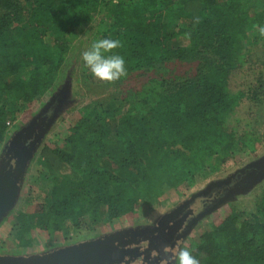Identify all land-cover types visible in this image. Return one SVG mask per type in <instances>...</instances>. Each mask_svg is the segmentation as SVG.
<instances>
[{
  "label": "trees",
  "instance_id": "obj_1",
  "mask_svg": "<svg viewBox=\"0 0 264 264\" xmlns=\"http://www.w3.org/2000/svg\"><path fill=\"white\" fill-rule=\"evenodd\" d=\"M96 17L93 42L122 41L114 52L128 75L102 83L80 62L82 85L107 95L72 110L62 144L40 151L49 191L32 214L17 213L19 239L59 241L67 223L140 214L262 142L264 0H0V143L20 111L55 89ZM175 63L193 71L179 74ZM133 74L138 88L124 85ZM194 202L193 215L209 205ZM185 247L200 264H264V189L253 209L223 212Z\"/></svg>",
  "mask_w": 264,
  "mask_h": 264
},
{
  "label": "rangeland",
  "instance_id": "obj_2",
  "mask_svg": "<svg viewBox=\"0 0 264 264\" xmlns=\"http://www.w3.org/2000/svg\"><path fill=\"white\" fill-rule=\"evenodd\" d=\"M98 20L96 17L90 25L92 28L75 40V49L67 57L62 77L55 89L20 111L9 126L7 138L0 143V174L2 170L11 168L16 175L12 200L0 213V259L5 257L7 260L0 261V264H18L27 261L20 259L32 256H35V261L42 263L48 258L71 254L80 247L103 240L116 241L114 244L117 246H131L135 240L136 243L143 242L151 235L165 236L163 239L167 242L160 245L162 249L174 246L177 239H181L185 247L207 224H215L223 212H229L233 207L253 209L264 189L263 133L262 142L255 152L235 156L221 171L210 176L208 173L197 176L196 183L183 195L173 189L164 191L152 206L142 205L140 214L126 215L97 227L83 226L78 230H73L67 223L59 241L49 240L43 234H27L26 239L16 236L17 213L32 214L33 204L46 202L49 185L48 180L44 179L46 170L43 169L40 151L45 145L54 147L62 144L66 131L60 123L72 110L89 99H102L107 95L103 91H97L96 94L87 91L80 77L82 53L91 47L92 30L96 28ZM174 67L179 74L193 71L192 65L188 63H175ZM86 73L91 74L89 70ZM141 81L142 78L133 74L124 81V85L138 88ZM14 144L21 146L19 157L22 161H18L17 167L14 159L8 160V147ZM199 198L203 199L205 205H209L193 215L190 206ZM148 247L149 244L145 245L134 261L122 264H160L165 253L153 257L151 251L154 248Z\"/></svg>",
  "mask_w": 264,
  "mask_h": 264
},
{
  "label": "water",
  "instance_id": "obj_3",
  "mask_svg": "<svg viewBox=\"0 0 264 264\" xmlns=\"http://www.w3.org/2000/svg\"><path fill=\"white\" fill-rule=\"evenodd\" d=\"M15 138V137H14ZM13 138V139H14ZM13 139L11 141H13ZM10 147V145H9ZM8 147V160L14 159L19 165L18 161H22L19 157L21 148L20 145H13ZM0 174V213L10 204L16 185V178L11 168L2 170ZM127 240H125L126 242ZM116 241L107 242L103 240L95 242L91 245L80 247L71 254H64L61 256L48 258L45 262L38 263L35 261V256L31 258H22L26 262H18V264H122L136 259L135 254L138 251V246H117ZM120 242L123 243V240ZM0 261H7L5 257ZM7 264H11L5 262Z\"/></svg>",
  "mask_w": 264,
  "mask_h": 264
},
{
  "label": "clouds",
  "instance_id": "obj_4",
  "mask_svg": "<svg viewBox=\"0 0 264 264\" xmlns=\"http://www.w3.org/2000/svg\"><path fill=\"white\" fill-rule=\"evenodd\" d=\"M259 34L264 36V26L259 27ZM121 47L123 44L119 39L102 38L94 41L91 47L82 53L84 66L96 80L115 84L128 75L124 57L114 52ZM182 245V240L177 239L174 246H165V256L161 258L160 264H200V260L192 254L193 250ZM152 255L155 257L158 253L153 252Z\"/></svg>",
  "mask_w": 264,
  "mask_h": 264
},
{
  "label": "flooded vegetation",
  "instance_id": "obj_5",
  "mask_svg": "<svg viewBox=\"0 0 264 264\" xmlns=\"http://www.w3.org/2000/svg\"><path fill=\"white\" fill-rule=\"evenodd\" d=\"M170 230H171V228H170ZM163 238H165L164 235H161L160 237H155V235H151L150 237L146 238V240L143 241V242L142 241H138L136 243L137 240H135L134 244L131 245V246H138V251L135 254V257L138 255V253L140 251H143L142 250L143 247L145 248V245H147V244H149L148 248H152L153 247L154 251L156 253H160L161 254V252H164L163 249H162L163 247H161L160 245L163 244V243H166L167 241H166V239L164 240ZM154 251H151V252L153 253ZM143 257H148V255H143Z\"/></svg>",
  "mask_w": 264,
  "mask_h": 264
}]
</instances>
